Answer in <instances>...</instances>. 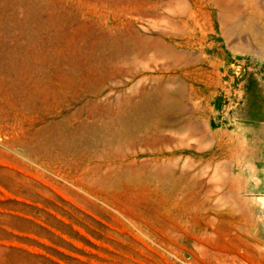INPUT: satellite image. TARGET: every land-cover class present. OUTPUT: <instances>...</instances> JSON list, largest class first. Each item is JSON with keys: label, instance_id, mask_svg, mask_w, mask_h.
Returning a JSON list of instances; mask_svg holds the SVG:
<instances>
[{"label": "rangeland", "instance_id": "1", "mask_svg": "<svg viewBox=\"0 0 264 264\" xmlns=\"http://www.w3.org/2000/svg\"><path fill=\"white\" fill-rule=\"evenodd\" d=\"M0 264H264V0H0Z\"/></svg>", "mask_w": 264, "mask_h": 264}, {"label": "bare ground", "instance_id": "2", "mask_svg": "<svg viewBox=\"0 0 264 264\" xmlns=\"http://www.w3.org/2000/svg\"><path fill=\"white\" fill-rule=\"evenodd\" d=\"M149 39V38H148ZM144 44V43H143ZM161 48V47H160ZM159 50V49H158ZM157 50V51H158ZM165 50V49H164ZM163 52V51H162ZM181 52V51H180ZM176 53V52H175ZM178 53V52H177ZM164 54L165 55H172V50H170L169 48H168V50H165L164 51ZM184 55V54H183ZM187 55H185V57H186ZM187 57H189V55L187 56ZM151 58V57H150ZM166 58V57H165ZM173 59V58H172ZM184 60H187L186 58H183ZM191 59V58H190ZM170 59H168V61H169ZM173 61V60H172ZM171 61V62H172ZM174 61H175V59H174ZM166 62V61H165ZM177 62V61H176ZM185 62V61H184ZM144 64V63H143ZM168 64V63H167ZM172 64V63H171ZM173 64H176V63H173ZM169 67H170V63H169ZM146 78V77H145ZM165 81H168V79H166V80H161V81H158L157 80V82L154 84V89L156 90V92H157V94L159 95V98L161 99V103L163 102V104H169V105H171V106H176V105H174V97H173V94L170 92V91H168L167 90V88L164 86V84H165ZM175 83V82H174ZM170 84H171V82H170ZM169 84V85H170ZM168 85V86H169ZM174 85V84H173ZM167 86V87H168ZM173 90V89H172ZM150 91H152V89L150 90ZM180 92H181V90H180ZM179 92V93H180ZM140 100L141 101H143V100H147L148 99V90L146 89V86L143 84L142 86H141V91H140ZM154 94H155V92H154ZM180 95V94H179ZM152 98V97H151ZM178 108V107H177ZM184 109V108H183Z\"/></svg>", "mask_w": 264, "mask_h": 264}]
</instances>
